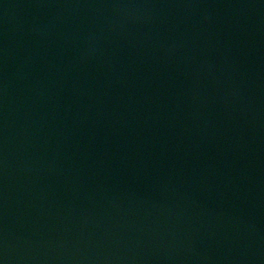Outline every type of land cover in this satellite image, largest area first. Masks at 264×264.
<instances>
[{
    "label": "water",
    "instance_id": "95a60500",
    "mask_svg": "<svg viewBox=\"0 0 264 264\" xmlns=\"http://www.w3.org/2000/svg\"><path fill=\"white\" fill-rule=\"evenodd\" d=\"M0 264H264V0H0Z\"/></svg>",
    "mask_w": 264,
    "mask_h": 264
}]
</instances>
